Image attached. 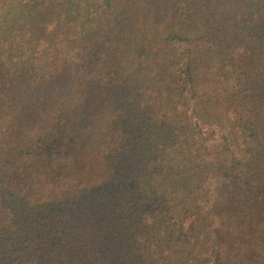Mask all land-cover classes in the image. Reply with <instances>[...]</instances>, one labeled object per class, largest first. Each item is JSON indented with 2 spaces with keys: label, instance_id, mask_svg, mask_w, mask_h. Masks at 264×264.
Listing matches in <instances>:
<instances>
[{
  "label": "trees",
  "instance_id": "trees-1",
  "mask_svg": "<svg viewBox=\"0 0 264 264\" xmlns=\"http://www.w3.org/2000/svg\"><path fill=\"white\" fill-rule=\"evenodd\" d=\"M0 264H264V0H0Z\"/></svg>",
  "mask_w": 264,
  "mask_h": 264
}]
</instances>
